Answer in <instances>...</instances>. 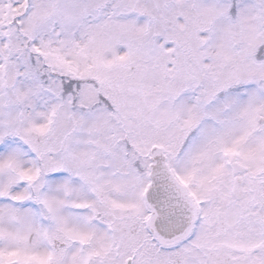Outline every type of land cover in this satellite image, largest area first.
Here are the masks:
<instances>
[{"label": "snow or ice", "instance_id": "6c2138e0", "mask_svg": "<svg viewBox=\"0 0 264 264\" xmlns=\"http://www.w3.org/2000/svg\"><path fill=\"white\" fill-rule=\"evenodd\" d=\"M0 264H264V0H0Z\"/></svg>", "mask_w": 264, "mask_h": 264}]
</instances>
